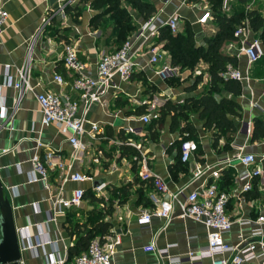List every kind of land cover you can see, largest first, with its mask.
Instances as JSON below:
<instances>
[{"label": "crops", "instance_id": "crops-1", "mask_svg": "<svg viewBox=\"0 0 264 264\" xmlns=\"http://www.w3.org/2000/svg\"><path fill=\"white\" fill-rule=\"evenodd\" d=\"M62 1L57 0L50 5L48 0H0L8 12L7 22L0 34V104L6 106L8 113L12 108L15 90L4 85L6 77L17 79L16 70L24 64L32 38L36 37L31 49V84L34 91L26 92L8 121L4 122L0 115V181L12 206L16 229L28 226L27 236L30 239L23 237L20 244L22 264H46L48 257L64 259V264H71L67 250L75 239L74 236H69L67 226L70 221L66 220L71 217L72 221H80L90 228L94 225L92 216L98 217L101 212L103 220L111 224L108 235L116 234L121 240L116 246L112 264H167L165 257L160 258L155 251L143 249L150 244L156 248L175 245L169 248L171 256L184 257L188 252L196 251L206 242V228L191 219H181L177 201L174 202L168 223L153 216L148 227L142 228L138 224L140 214L154 208L150 199L152 188L138 176V159L144 154L148 158L149 168L164 180L170 191L186 187L185 191L188 192L199 190L204 180H207L204 176L192 181L195 163L212 165L222 158L232 159L238 152L261 157L264 155V138L252 141L251 130L254 118L264 119V77L253 79L252 73L256 66L253 64L248 80L239 81V95L233 96L227 91H221L222 97L238 103L239 110L238 115L232 117L235 131L232 134L223 133L215 148L212 147L214 131L203 126L204 121L197 113H190L189 121L194 127L193 136L201 153L195 151L192 160L185 166L181 164L180 167H174L180 140L187 133L170 128L172 113H168L163 124L156 126L157 137L152 139V134H149L140 116L148 114L150 120H153L166 102L181 101L193 93L189 94L188 84H182L180 88L171 86V80L179 76L166 80L154 72L164 65L171 64L166 50L164 57L157 64L151 65L146 49L135 52L137 44L140 43L135 42L130 51L136 64L131 78L122 81L117 76L113 77L112 84L116 88L110 87L107 90L103 96L104 104L93 103L85 113L82 107H79L78 114H82L85 120V132L81 136L84 149L74 158L71 154L72 147L56 126L41 124L42 114L34 92H63L75 97L76 92L71 89L74 73L63 64L64 44L74 46L77 57L83 64L82 73L95 77L100 55L112 48V27H105L103 32L101 26L90 25L91 18L98 12L83 14L77 22L71 19L65 9L64 16H55L38 33L42 19ZM148 1L156 8L153 15L160 19L177 11L181 16L180 29L183 20L197 24V18L205 8L203 5H207L205 0H169L167 3L165 0ZM229 1L232 6H236V0ZM263 2L264 0H258L255 5H263ZM130 14L136 32L145 20L134 9ZM212 23L213 20H210L205 26L209 27ZM251 34L255 35L254 32ZM197 37L199 33L196 39H200ZM199 44L205 46L204 38H201ZM238 45L236 39L226 41L221 51L235 57L236 67L245 72L247 62L244 56H238ZM56 73L63 76L65 84L60 86L54 82L53 75ZM196 93L194 98H198L205 91L199 89ZM213 95L216 100L221 97L215 93ZM91 123L98 124V132L90 130ZM181 125H184V122ZM128 128H132L134 132H129ZM39 142L41 147L37 148ZM224 144H228L229 148L224 150ZM3 150L5 152H2ZM51 150L60 156L63 168L55 166L53 170H49L50 190H47L37 182H29L28 178L33 154L38 152L43 158ZM53 160L57 162V159ZM258 165L264 170V161ZM67 166H71L72 172L85 174L88 179L80 183L61 182ZM224 171H229L234 177L243 173L244 167L238 161L232 160L223 167L221 177ZM257 180L260 192L257 198L245 193L238 201L232 198L228 203L227 213L233 220L238 217L255 219L264 215V175ZM96 183L97 185H94ZM100 185L103 187L96 190L95 187ZM121 186L127 187V192L125 197L120 196V200L114 197L111 191ZM77 187H81L85 192L91 191L100 201L85 199L78 207L57 209L54 212L52 206L56 197L67 198ZM237 187L238 185L233 183L231 188L224 189L230 188L231 191ZM144 197L147 198V203L143 200ZM163 198L167 199L168 195ZM109 199L112 201V207L106 212L101 202L106 201L109 205ZM178 200H182L181 195H178ZM252 227L253 224L241 226L235 221L231 231L224 235V241L234 245L239 241V234L243 233L245 237H249ZM202 264L211 262L205 259Z\"/></svg>", "mask_w": 264, "mask_h": 264}, {"label": "built area", "instance_id": "built-area-1", "mask_svg": "<svg viewBox=\"0 0 264 264\" xmlns=\"http://www.w3.org/2000/svg\"><path fill=\"white\" fill-rule=\"evenodd\" d=\"M166 3L169 0H165ZM258 0H249L246 5L247 9L252 8ZM70 4V0H63L56 9H51L45 18L42 19L38 33L50 23L57 15L64 16L66 7ZM221 12L228 14L230 12L229 0H222ZM212 18L207 10H203L197 18V23L205 24ZM8 19V12L0 3V34H2L4 26ZM181 16L177 11L172 12L164 19H160L152 15L145 20L139 29L129 37L123 45L115 51L103 52L97 62L96 75L91 77L82 73L83 64L78 59L76 50L73 45L66 43L63 47V64L74 73L71 79V89L76 92L75 97H71L63 92L40 91L34 92L35 99L41 111V124L48 126L53 124L58 131L66 137L72 147V155L76 158L84 149L81 142V136L85 132V120L82 114H78L81 106L83 113L93 103L104 104L103 96L110 87L116 88L112 84L113 77L117 76L122 81H127L135 72L136 64L133 61V55L130 53L135 42H140L135 48V52L146 49L149 55V64H157L165 55V50L161 43H156L155 39L159 35V29L167 26L172 33L179 30V21ZM253 33L249 27L247 20L239 25L234 33V38L239 42L237 47L238 56H244L247 62V69L242 72L238 67L228 63L221 73L224 79L235 81H245L249 78L250 68L264 54V47L261 40ZM36 37L32 38L29 45L24 64L17 68V79L12 80L6 77L5 86H11L15 90V97L10 113L6 106L0 104V115L4 122L8 121L12 114L19 107L23 96L26 92H33L34 86L31 84V49ZM9 67V66H8ZM8 70V68H6ZM160 78L168 79L179 76L180 68L171 64L162 66L154 71ZM53 80L58 85L66 83L63 76L56 73ZM143 124L150 122L148 114L140 116ZM92 132H98L97 123L90 124ZM249 133V129H246ZM129 132H134L132 128H128ZM130 143V142H129ZM139 147V145H137ZM41 144L38 143L37 148ZM197 145L193 140L187 139L181 142L179 148V158L183 163L190 162L196 151ZM2 152H5L3 150ZM57 159V162H53ZM232 160L238 161L243 167L244 172L233 177L234 184L238 187L236 190H222L218 181L221 177L223 167L228 165ZM31 171L29 173V182H37L43 188L50 190L49 170H53L55 166L63 168L60 156L51 150L42 158L38 152H35L30 159ZM139 179L145 183H149L152 188L150 199L154 204V208L143 211L137 219L138 224L142 228L148 227L153 216L168 223L174 208V202L177 201L180 209L179 217L181 219H191L204 225L207 231L205 244L199 246L196 251L188 252L186 256H171L169 248L175 245H168L164 248H156L150 244L145 246V251H155L160 258L165 257L167 264H202L203 260L209 259L211 264H264V215H259L255 219L238 217L233 220L227 213V205L233 198L236 201L242 198V195L252 190L254 180L263 177L264 170L258 165L264 161V155L257 158L252 153L238 152L232 159L222 158L215 164H199L195 163L192 170V181L198 180L206 176L199 190H191L186 192V187H180L176 191H170L164 180L149 168L148 158L141 154L139 159ZM88 177L78 171H71V166L66 167V174L61 182L72 181L76 183L84 182ZM103 186L95 187L100 190ZM84 190L81 187L75 188L69 197L62 198L57 196L53 201L52 210L68 209L78 207L83 200ZM168 195V198H163ZM178 195L182 196V200H178ZM235 221L241 225H251L249 237H245L243 233L239 234V241L230 245L224 241V235L229 233ZM18 238L23 242L24 238H28V226L16 229ZM24 237V238H23ZM30 240V239H29ZM120 237L116 234L104 235L101 238H94L88 245L85 252L75 257L73 264H112V257L115 253L116 246L120 244ZM23 248V246H22ZM46 264H64V259H54L48 257Z\"/></svg>", "mask_w": 264, "mask_h": 264}, {"label": "trees", "instance_id": "trees-1", "mask_svg": "<svg viewBox=\"0 0 264 264\" xmlns=\"http://www.w3.org/2000/svg\"><path fill=\"white\" fill-rule=\"evenodd\" d=\"M197 1V0H190ZM211 9V20L214 28V34L210 37H205V46H195L196 32L191 27V24L186 20V25L183 29L172 33L167 26L159 29V35L156 37L155 42L161 43L162 48L167 51L171 65L178 66L179 68L192 67L200 60L209 65V91L201 94L198 98H188L183 105H174L166 102L159 110L158 116L150 120L147 126L149 134H152V139L157 137L156 126L162 125L163 120L168 113H172L171 129H179L184 136L180 140L178 150L183 140H193L196 142V151H199V145L194 138V127L189 121L190 113H197L198 117L203 120V126L207 130H213V143L212 147L218 145L220 136L223 133L229 132L232 134L235 131L232 117L238 115L239 105L232 99L224 98L221 96V91H227L229 94L236 96L241 93V84L239 81L224 79L221 73L224 71L228 63L236 66L237 59L233 56L227 55L221 51L222 45L226 41L235 39L233 33L235 29L247 20L249 27L255 36L258 37L264 47V14L261 8L262 4L254 5L252 8L247 9L246 5L249 0H236V6L230 5V12L228 14L221 12L222 0H205ZM91 4H98V13L90 20V25L93 27L100 26L102 18L108 16L109 25L112 27V48L110 51H115L120 48L123 43L133 34L136 30L134 20L128 10V7L136 10L144 20L150 18L156 11L153 3L148 0H91ZM264 54L254 64L257 66ZM263 62V60H262ZM74 76V75H73ZM174 78V77H173ZM172 79V78H168ZM166 79V80H168ZM221 96L219 100L215 99L213 94ZM181 121V122H180ZM184 122V125H181ZM264 138V119L254 118L251 130V140L255 141ZM125 141V140H124ZM224 150L228 149V144L222 146ZM174 167H180L181 164L185 166L186 163L180 161L179 154L176 157ZM188 163V162H187ZM258 178L254 180V186L248 194L250 197L257 198L260 192L257 188ZM220 189L228 191L233 185V175L229 171H224L219 180ZM230 187L229 189H224ZM112 194L114 197L120 199L125 197L127 187L121 186L113 188ZM121 196V197H120ZM89 199L90 201H100L91 191H84L83 200ZM146 197L143 200L146 202ZM82 200V201H83ZM121 200V199H120ZM102 201L106 212L111 209L112 201L109 199V205ZM104 213V212H103ZM92 216L94 225L87 228L84 223L80 221H72L68 217L66 222L70 221L67 230L69 236H74V242L68 247V259L71 264L75 257L85 252L89 243L95 237H103L110 231L111 224L104 221L103 214ZM71 216V214H70Z\"/></svg>", "mask_w": 264, "mask_h": 264}, {"label": "rangeland", "instance_id": "rangeland-1", "mask_svg": "<svg viewBox=\"0 0 264 264\" xmlns=\"http://www.w3.org/2000/svg\"><path fill=\"white\" fill-rule=\"evenodd\" d=\"M97 5L98 4H91V0H70V4L67 6L68 8L66 7V12H69L71 19L73 21L76 20L77 22H79V19L83 14H87V13L90 14L91 12L93 14L95 12H98L99 7ZM203 6L205 7L204 10H207L211 14V9L209 8V4L207 3V5H203ZM128 10L129 12H131L133 9L128 7ZM261 11L264 14V6L261 8ZM186 22H187L186 20L182 21L181 29L184 28V26L186 25ZM208 22H206L205 24H199L197 22H196L197 24H192L190 22L191 27L196 32V34L199 33V37L197 38H200V39H195V46L200 45L199 43H200L201 38L203 39L205 37H210L214 34V30H213L214 28L212 25L209 27L205 26ZM108 23H109L108 16L103 17L102 23L100 25L103 32H104V28L108 27L109 25ZM252 77L253 79L264 77V57L261 59V62H259L257 66H255L254 71L252 73ZM209 82H210L209 65L203 60L202 61L200 60L198 63H196L192 67L180 68L179 78L171 80L170 84L171 86L176 87V88H180L182 84H188L187 85L188 92L189 94L193 93V95H190L187 98L182 99L181 101L172 100L168 102L174 105H178V104L183 105L188 98L194 97L195 95H197L196 93L197 90L200 89L202 91L204 90L205 92L209 91V87H208ZM157 116H158V113H157Z\"/></svg>", "mask_w": 264, "mask_h": 264}, {"label": "water", "instance_id": "water-1", "mask_svg": "<svg viewBox=\"0 0 264 264\" xmlns=\"http://www.w3.org/2000/svg\"><path fill=\"white\" fill-rule=\"evenodd\" d=\"M50 5L57 0H48ZM94 185H97L94 184ZM0 264H22L21 245L13 219L12 206L0 181Z\"/></svg>", "mask_w": 264, "mask_h": 264}]
</instances>
